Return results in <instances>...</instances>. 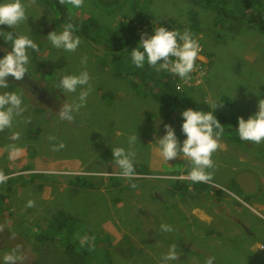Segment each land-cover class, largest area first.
<instances>
[{
  "label": "rangeland",
  "instance_id": "obj_1",
  "mask_svg": "<svg viewBox=\"0 0 264 264\" xmlns=\"http://www.w3.org/2000/svg\"><path fill=\"white\" fill-rule=\"evenodd\" d=\"M22 3L28 16L14 31L28 35L40 48L29 50V75L19 81L8 78L9 90L22 94L24 112L13 118L10 128L0 131V172L8 176L0 182V255L15 249V264H31L32 251L26 250V241L33 232L47 233L46 226L52 228L54 222L58 237L70 232L71 241L81 244L88 238L91 249L109 235L112 264H162L169 245L175 246L176 259L167 264H205L209 259L205 253L218 252L226 253L232 264L242 254L249 264H264L258 258L264 256V141L244 142L235 132L237 116L247 118L256 111L258 99L264 98V33L246 24H241L239 32L222 28L216 11L202 0L136 3L144 16L153 20L174 17L181 24L178 32H194L200 45L194 68L187 78L173 82L172 88L187 90L208 107L218 100L215 109L225 117L219 146L211 155L213 165L207 169L211 176L205 182L210 188H222L224 194L196 188L198 184L189 180V192L179 198L167 190L170 181L166 179L187 178L190 164L180 156L165 164L156 141L165 123L180 139L181 110L167 116L168 109L157 98L160 94L148 89L143 94L144 87L134 88L129 78L115 76L102 50L76 32L81 44L74 52L53 48L37 32L48 26L50 31L61 30L63 26L55 23L56 10L42 0ZM69 10L75 16L91 14L105 27L139 16L125 5L105 13L92 0H81L79 7L70 1ZM139 25V34L147 35L148 26ZM0 29L12 31L7 25ZM7 47L6 43L0 46V55ZM81 57L87 58L86 64L80 63ZM83 69L90 76L86 102L73 119L62 120L59 107L75 100L78 92L64 97L53 87L56 77L65 70ZM12 132L19 133L15 141L10 139ZM130 136H137L132 145L128 144ZM61 143L62 148L53 147ZM10 144L21 148L20 156L12 161L7 159ZM116 146L130 151L132 162L145 163L152 170L135 182L138 187L133 191L120 188L126 182L117 183L125 178L112 161L110 149ZM71 180H77L76 185ZM91 182L93 187L85 186ZM58 212L63 213L62 222L54 218ZM162 222L172 230L161 231ZM208 228L213 234L207 233ZM217 231L222 235L217 236ZM181 237L187 248L200 255L182 249Z\"/></svg>",
  "mask_w": 264,
  "mask_h": 264
},
{
  "label": "clouds",
  "instance_id": "obj_2",
  "mask_svg": "<svg viewBox=\"0 0 264 264\" xmlns=\"http://www.w3.org/2000/svg\"><path fill=\"white\" fill-rule=\"evenodd\" d=\"M81 0H71L74 7H79ZM28 14L22 0H0V25H7L12 31L0 29V37L8 45L7 50L2 49L0 55V131L10 128L13 118L24 112L22 94L16 90H9V77L19 81L25 74L29 75V50L35 52L37 43L28 35L17 34L15 27L26 20ZM148 26V24H145ZM140 26V25H139ZM138 26V34H139ZM150 29V26H148ZM139 34L138 42L128 51V59L136 68H142L145 64L154 67L157 71H167L178 78L184 79L192 72L195 60L200 51V45L192 34L185 30L178 32L174 28H168L163 24L151 28L149 34ZM47 41L53 48L62 52H74L81 44V38L75 33L71 22L63 25L61 30L49 31ZM87 58L81 57L80 63L86 64ZM58 77V78H57ZM54 83L55 88L66 97L69 93H77L75 100L64 103L59 107L58 116L62 120L73 119V114L85 102L90 91V76L86 69L78 72L65 70L58 74ZM79 89V91H78ZM218 100L211 101L212 110L206 111L196 107H185L179 112L180 132L182 139L177 138L175 129L168 123L164 124L165 131L157 136L156 150L165 164L177 156L185 159L190 164L187 179L191 182H207L211 173L207 171L213 165L212 153L218 148V138L223 131L221 123L214 115V108ZM235 132L238 138L244 142L260 143L264 141V98L257 101L256 111L247 116H237ZM18 132H12L10 139L17 140ZM137 136H130L128 144L132 145ZM63 147V144L54 145ZM113 163L119 168L120 175L126 179H132L136 173L131 159L132 153L122 146L110 149ZM21 154V148L16 144H10L7 151V159L12 161ZM8 179V176L0 172V182ZM32 201H28L31 206ZM161 231H171V225L161 223ZM18 259L16 250L0 255V264H15ZM176 259L174 245H169L168 251L162 257V264ZM205 264H212L211 258Z\"/></svg>",
  "mask_w": 264,
  "mask_h": 264
},
{
  "label": "trees",
  "instance_id": "obj_3",
  "mask_svg": "<svg viewBox=\"0 0 264 264\" xmlns=\"http://www.w3.org/2000/svg\"><path fill=\"white\" fill-rule=\"evenodd\" d=\"M70 1L71 0H42L43 3L53 7L56 10L57 18L55 23L63 26L64 24L71 22L77 34L84 36L90 41L94 42V44H96V46L102 50L103 55L107 57L110 64L113 66V73L115 76H125L126 78H129L134 88H139L140 86L144 87L143 94L148 93L146 89L160 94V96H157V98L168 109L167 116H169L172 112H176L175 110L177 108V111H179V109L182 110L185 107H196L206 111L212 110V107H208V104L205 102L191 97L187 90H180L177 87L172 88L173 82L180 79L174 74L164 70L157 71L154 67L147 64H145V66L142 68H136L130 63L128 59V51L136 45L140 36L138 34L139 24H148V26H150V30L148 31L149 34L151 32L152 25L155 27L157 24H163L168 28H174L177 30V27L181 26L177 18L172 17L163 20H153L150 17L148 18L147 16H144V13L141 10L139 11L137 8L136 3L138 0H92L95 5L99 6L105 13L108 14L112 13V11L118 7L125 5L126 7H131V9L136 11L139 15L137 16L138 18L125 17L121 21L117 22L113 27H105V25L97 21V19L91 14H83V16H75L74 14L72 15L69 10ZM202 1L206 4V6H209L216 11V20H218L217 22L222 26V28H228L232 32H239L241 30V24H246L249 28H258L262 33H264V0ZM192 30H195L196 33V30H198V25L194 23ZM49 31L50 28L48 26L47 28H44L43 31L36 32L41 34L40 36L42 37L45 36ZM190 33L192 36L194 35V32L192 33V31H190ZM38 39L40 40V38ZM4 43L5 42L3 38H0V46H3ZM38 48H40V46H38ZM98 59L103 60L102 58ZM35 61H38L36 57ZM11 87H14V84H11ZM213 111L218 121L222 124V121L225 120L223 113L215 108ZM179 136L180 139H182V133ZM133 166L135 173L141 175H135L132 179L125 178L124 181L117 182H126L127 186H120L122 190L128 188L133 191L138 187L137 183L135 182H137L139 179L145 178L144 174H152V170H148L145 163L133 162ZM22 168H24V166ZM187 172L188 170L186 173ZM16 179L18 178L16 177ZM16 179H13V181ZM166 180L170 181L168 183L169 186L167 187V190L171 195H178V197L181 198L189 192V179L185 177H170ZM20 181H22V179ZM76 181L77 180H71V183L76 185ZM195 183L199 185H196V188L203 187L207 190L210 188V186L205 182ZM88 184L89 185L85 186H94L93 182ZM210 189L214 190L218 196L224 194L222 188L211 186ZM140 192L141 190H139V197L141 194ZM6 197H9V194L6 195ZM116 200L118 202L121 201L119 197H116ZM60 212H58L54 218L56 221L60 220V222H62L63 213ZM50 224L52 225V228L46 226V228H48V230H45L47 233L40 234L33 232L32 237L26 241V250L29 249L32 251L31 254L33 256V260L31 264H112L113 256L108 251L109 235H106L107 238L99 241L101 243H99L97 248L91 249L93 248V245L91 246V244L89 245L86 242L88 238H85V242L81 244L71 241L70 232H66L64 236L58 237V234L56 233L57 231L55 230V227H53L54 222ZM222 224H225V222ZM211 230L213 229H206L207 233L209 234L211 233ZM217 232V236L222 235L219 231ZM211 234H213V232ZM180 242L182 243V249H188L187 252L189 251V253H195L196 256L200 255L197 250H194L191 247L187 248L184 245L182 237ZM244 250L247 251L246 244ZM185 255L186 253L182 254V256ZM225 256L226 253L221 255L220 252L216 254H204L205 258H211L212 262L216 260L215 262H217V264H232ZM258 258L264 259V256L259 255ZM233 261H237L236 258H234ZM237 262V264H249V262L245 260L244 254H242V258Z\"/></svg>",
  "mask_w": 264,
  "mask_h": 264
},
{
  "label": "flooded vegetation",
  "instance_id": "obj_4",
  "mask_svg": "<svg viewBox=\"0 0 264 264\" xmlns=\"http://www.w3.org/2000/svg\"><path fill=\"white\" fill-rule=\"evenodd\" d=\"M1 54H3V53H1Z\"/></svg>",
  "mask_w": 264,
  "mask_h": 264
}]
</instances>
